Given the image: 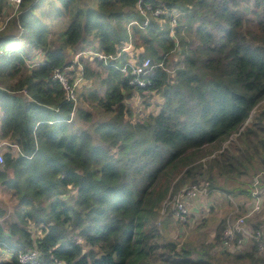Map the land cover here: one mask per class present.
Wrapping results in <instances>:
<instances>
[{
    "label": "trees",
    "instance_id": "1",
    "mask_svg": "<svg viewBox=\"0 0 264 264\" xmlns=\"http://www.w3.org/2000/svg\"><path fill=\"white\" fill-rule=\"evenodd\" d=\"M139 1L22 0L1 30L0 186L17 203L10 219L0 209V264L33 249L36 264H264L254 245L219 249L228 218L211 240L180 243L163 213L197 176L232 203L252 197L257 176L264 186V0H142L166 11L145 28ZM7 7L0 0V21ZM129 43L152 61L146 87L122 72L127 53L82 57ZM73 65L97 86L81 89L77 108L54 80ZM136 94L161 102L137 116Z\"/></svg>",
    "mask_w": 264,
    "mask_h": 264
},
{
    "label": "built area",
    "instance_id": "2",
    "mask_svg": "<svg viewBox=\"0 0 264 264\" xmlns=\"http://www.w3.org/2000/svg\"><path fill=\"white\" fill-rule=\"evenodd\" d=\"M10 6H15L18 9L22 0H7ZM137 11L144 18V24L142 28L149 25L152 18L163 22L162 16L166 14L162 5L153 6L152 4L145 3L142 0L137 4ZM5 19L0 21V32L5 27L7 21ZM173 28L177 26L176 19L171 20ZM138 24L137 22L132 23ZM124 53L129 56L128 63L122 69L124 75L130 79V84L138 85L139 87H146L147 82L145 76H147L153 69L152 61L149 58L140 60L135 56V50L132 43L127 44L121 52L116 56H107L104 53L98 52H85L86 57L91 59H97L107 64L111 60H117ZM3 53L0 51V56ZM79 55L76 57V62ZM42 61V56H38L30 62L29 67L31 69L36 68ZM68 72H74V74H68L66 71L57 69L54 72V80L58 82L62 89L66 93V97L69 101L74 103L75 108L79 105L78 95L80 89L84 84L83 73L76 69L73 65L68 68ZM4 164V154L0 145V165ZM212 192V184L210 180L205 179L202 176H197L196 179L186 185L180 192L174 196H170L163 207V213L167 209H170L177 222L183 225L193 223L194 219L191 217L192 212L190 208L191 203H195L202 198H207ZM1 209V206H0ZM237 217L229 216L227 220V227L223 234V240L219 247L221 251H228L230 253H238L243 250L250 249V245L257 247V251L264 256V227L260 225L259 228L253 227L249 220L258 221V216L264 213V186H262L261 175L257 176L254 183V191L252 197L243 206V211H239L237 208L235 214ZM1 250V247H0ZM4 252V251H2ZM40 258V253L37 249L30 250L28 252L19 255L20 264H36ZM4 260H11V255H6ZM56 264H63L61 261H56Z\"/></svg>",
    "mask_w": 264,
    "mask_h": 264
},
{
    "label": "rangeland",
    "instance_id": "3",
    "mask_svg": "<svg viewBox=\"0 0 264 264\" xmlns=\"http://www.w3.org/2000/svg\"><path fill=\"white\" fill-rule=\"evenodd\" d=\"M16 12H17V9H15V6H12V8L7 7L6 18H9V20H10V18L13 17L16 14ZM77 53L82 54V50L78 49ZM72 55H74L73 52L71 53V56ZM82 57L84 58V57H86V55L83 54ZM73 60H75V58ZM92 60L93 59H91V57L88 56V57H86L85 62H90ZM75 68L78 69L77 67H75ZM94 86H95V88H97V86L95 84H94ZM144 101H146L149 104L150 108L147 109V113H139L140 110L143 108L142 106H144V104H143ZM160 102H161V99L158 96L150 97L149 94H147V97H141V96L135 97L134 96L133 99L130 102H128V104L131 106V109L134 110L135 113H137V116H138V115L148 114L151 111L155 110V105L159 104ZM252 120H253V117L248 121V124H251ZM1 149H2V147H1ZM2 152L3 153L5 152V146L3 147ZM212 193L216 194L215 199H212L209 204L213 205L215 202L217 208L214 210L215 213L211 212L213 214L210 216L209 222L208 223L205 222L204 224H206V227H207L210 224V222H212V224H214L213 228H211L208 231H204V228H202L203 229L202 232L201 231L200 232H194L195 231L194 228L196 226L200 225L203 219L199 220L196 223L193 222L191 224H186L184 226L180 222H178L179 223L178 224L176 221L170 220V225H172V228H170L168 231L165 230V234L167 236L169 235L170 237L174 238L175 240H177L180 243H184V242H188L189 240H192L193 239L192 234L197 237L196 241H202V242L209 241L211 239V237L209 236L210 233L212 234L213 231L215 232L216 226L219 222V220H217V222L213 223L211 218H213L215 216V214L220 213L221 214L220 221H221V219H223V218H228L229 213L231 211L235 210L236 208H238L239 211H243V203H246L249 199V198L244 199V197H238V199H235V200H238L237 201L238 205H237L236 203L230 202L229 196L226 195L225 193L221 192V191H216V192H212ZM12 194L13 193L10 192L8 189L2 188V186H0V206H1V209L6 212L7 219H10V217L14 215L15 208H16L17 200L15 199L14 195H12ZM211 195L209 196V198L211 197ZM209 198H207V200ZM231 199H233V198H231ZM240 204H241V207H239ZM234 215L237 216L238 213H236ZM257 220L260 222L264 221V213L259 215ZM191 221H192V217H191ZM263 227H264V225H263ZM31 231L34 234L35 239H37L38 237L41 236V232H40L39 228L34 226L31 228ZM79 242L82 243L81 240H79ZM88 248L89 247H87V249ZM242 263H240V264H242ZM243 264H250V262L245 261Z\"/></svg>",
    "mask_w": 264,
    "mask_h": 264
},
{
    "label": "crops",
    "instance_id": "4",
    "mask_svg": "<svg viewBox=\"0 0 264 264\" xmlns=\"http://www.w3.org/2000/svg\"><path fill=\"white\" fill-rule=\"evenodd\" d=\"M72 53V52H71ZM73 56V55H72ZM71 56V54H70V57H72ZM74 61V63L76 64L77 62L75 61V60H73ZM75 66V65H74ZM76 67V66H75ZM80 67L78 66V70H80L79 69ZM81 68H82V66H81ZM84 86H86V87H91V88H95V86H94V83H92L91 81H84V84H83V86H82V88L84 87ZM81 88V89H82ZM81 89H80V91H81ZM136 96H139L140 97V95L139 94H136L135 95V97ZM1 121H2V113L0 112V127H1ZM1 141V140H0ZM2 188H4V187H2ZM11 192V191H10ZM214 192H216V191H214ZM212 194V195H211ZM210 195H211V197L209 198V197H207V198H209L208 200H207V198H202L201 200H198V201H196L194 204L193 203H191L190 204V208H191V212H192V218L194 219V223H196V222H198L199 220H201V219H203V220H209V218H210V216L213 214V213H215L214 212V210L217 208L216 207V203L214 202V204L212 205V204H209L210 203V201L212 200V199H215V193H211ZM13 195V194H12ZM206 199V200H205ZM234 203H237V201L236 202H234ZM211 212H213V213H211ZM231 213H233V211H231L230 213H229V216H230V214ZM214 216V215H213ZM212 216V217H213ZM220 216H221V214L220 213H218V214H215V216L213 217V218H211V220L213 221V223H215V222H217V220H219V222H220ZM228 216V217H229ZM203 220H202V222H201V224L203 223ZM208 222V221H207ZM218 222V223H219ZM200 224V225H201ZM200 225H198V226H200ZM197 227V226H196ZM195 227V228H196ZM206 225L204 226V231H208V230H210L211 228H213L214 227V224H212V222H210V224L206 227ZM217 227V226H216ZM194 228V229H195ZM202 230L203 229H201L200 231L202 232ZM215 231H216V229H215ZM210 237H211V239L212 238H214L215 237V232L213 231V233L211 234L210 233V235H209ZM210 239V240H211Z\"/></svg>",
    "mask_w": 264,
    "mask_h": 264
}]
</instances>
